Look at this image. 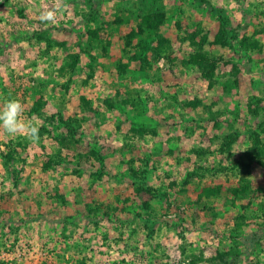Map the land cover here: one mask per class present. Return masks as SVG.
Masks as SVG:
<instances>
[{"label":"rangeland","instance_id":"374dc122","mask_svg":"<svg viewBox=\"0 0 264 264\" xmlns=\"http://www.w3.org/2000/svg\"><path fill=\"white\" fill-rule=\"evenodd\" d=\"M11 98L0 264H264V0H0Z\"/></svg>","mask_w":264,"mask_h":264},{"label":"clouds","instance_id":"9594fccd","mask_svg":"<svg viewBox=\"0 0 264 264\" xmlns=\"http://www.w3.org/2000/svg\"><path fill=\"white\" fill-rule=\"evenodd\" d=\"M40 19L51 22L54 20V12L46 10L41 13ZM24 112L25 108L20 100L11 98L4 101L0 107V129L10 137L23 132L28 141L37 143L40 139V126L35 120H26Z\"/></svg>","mask_w":264,"mask_h":264},{"label":"trees","instance_id":"16d2710c","mask_svg":"<svg viewBox=\"0 0 264 264\" xmlns=\"http://www.w3.org/2000/svg\"><path fill=\"white\" fill-rule=\"evenodd\" d=\"M164 18H165V16H164L163 13H161L158 17H156L155 20L151 19L150 15H144L143 18H142V21H141L143 23V25L140 26L141 33L144 31L143 30L144 26H149V29H151V30L157 29L158 26L160 25L158 22H163ZM118 21H121V19H118ZM156 38L157 39L159 38V40L162 39L161 37H156ZM143 41L144 40H142V42ZM186 55H187L188 58L183 60L184 64L197 66L200 70H203L202 71L203 73H208L207 71L215 70L216 61L214 60L213 57L208 56V54H203V53H199V52L196 51L193 54L186 53ZM255 159L252 158L251 160L255 161ZM258 160H256V162L260 164L261 160H259V161ZM241 166H243V165H241ZM263 228H264V226H263ZM232 263H235V260L232 261ZM225 264H229V263H225Z\"/></svg>","mask_w":264,"mask_h":264}]
</instances>
